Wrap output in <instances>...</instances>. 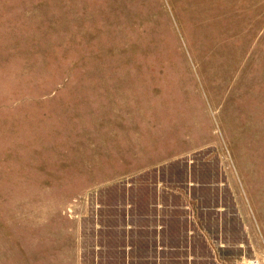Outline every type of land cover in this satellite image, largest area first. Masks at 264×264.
Listing matches in <instances>:
<instances>
[{
	"label": "rangeland",
	"instance_id": "obj_1",
	"mask_svg": "<svg viewBox=\"0 0 264 264\" xmlns=\"http://www.w3.org/2000/svg\"><path fill=\"white\" fill-rule=\"evenodd\" d=\"M127 131L191 144L168 175L224 205L227 264H264V0H0V264H75Z\"/></svg>",
	"mask_w": 264,
	"mask_h": 264
},
{
	"label": "crops",
	"instance_id": "obj_2",
	"mask_svg": "<svg viewBox=\"0 0 264 264\" xmlns=\"http://www.w3.org/2000/svg\"><path fill=\"white\" fill-rule=\"evenodd\" d=\"M128 132L113 139L95 157L100 163L86 172L101 176L82 190H95L92 203H80L78 218L69 215L79 242L75 264H227L217 242L223 239L224 205L199 203L194 192L201 186L189 172L168 175L193 146ZM69 205L73 211L76 205ZM236 214V245L241 246L246 214L240 209Z\"/></svg>",
	"mask_w": 264,
	"mask_h": 264
},
{
	"label": "built area",
	"instance_id": "obj_3",
	"mask_svg": "<svg viewBox=\"0 0 264 264\" xmlns=\"http://www.w3.org/2000/svg\"><path fill=\"white\" fill-rule=\"evenodd\" d=\"M244 264H263V263H260L259 261L254 259V260L248 261V262H246Z\"/></svg>",
	"mask_w": 264,
	"mask_h": 264
}]
</instances>
